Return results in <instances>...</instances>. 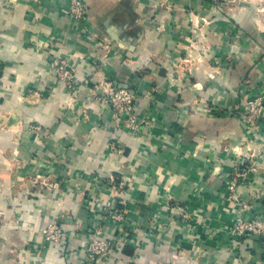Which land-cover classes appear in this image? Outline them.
<instances>
[{
    "label": "crops",
    "instance_id": "1",
    "mask_svg": "<svg viewBox=\"0 0 264 264\" xmlns=\"http://www.w3.org/2000/svg\"><path fill=\"white\" fill-rule=\"evenodd\" d=\"M85 1L94 36L69 0H0V264H87L97 218L116 247L94 264H264V234L230 232L264 219V117H239L264 91V0ZM104 80L137 93V128L101 99ZM235 176L241 200L227 199Z\"/></svg>",
    "mask_w": 264,
    "mask_h": 264
},
{
    "label": "built area",
    "instance_id": "2",
    "mask_svg": "<svg viewBox=\"0 0 264 264\" xmlns=\"http://www.w3.org/2000/svg\"><path fill=\"white\" fill-rule=\"evenodd\" d=\"M73 4H79L77 0H72ZM73 6V5H72ZM76 5L70 12H72L77 18H80L83 14L81 8L78 9ZM79 22V20H77ZM85 29V27H84ZM83 29V30H84ZM87 34V33H86ZM106 46V45H105ZM196 63V62H195ZM192 55L188 54L181 62L183 67H193L195 65ZM51 66L58 74V76L65 81L70 89H74V74L75 69L69 65L67 58H54L51 60ZM191 69V68H190ZM104 89V93L101 95V99L109 104L116 117L122 122H126L128 126L137 128L139 124V118L136 113V104L138 102L137 93L128 86H118L116 83L109 80H104L100 82ZM242 119L245 123L253 125L256 119L260 116H264V103L263 95H256L254 99L249 100L244 110L241 112ZM234 184V183H233ZM111 210L112 217L115 220L123 221L120 209L117 207H109ZM247 219L242 216L239 217L235 225L232 227V233L236 235L238 239L245 237L250 234H255L261 236L264 234V221H259L257 219ZM95 231L89 238L83 241L81 247L86 253V263L94 264L98 258L107 255L116 246L111 247V242L103 237L102 229L100 228V220L97 218L94 224ZM66 230L58 223H53L51 227L46 230V240L52 243L54 246H61L63 239L65 237ZM240 241V240H238ZM115 245V243H114Z\"/></svg>",
    "mask_w": 264,
    "mask_h": 264
},
{
    "label": "rangeland",
    "instance_id": "3",
    "mask_svg": "<svg viewBox=\"0 0 264 264\" xmlns=\"http://www.w3.org/2000/svg\"><path fill=\"white\" fill-rule=\"evenodd\" d=\"M70 1V5H69V16H70V18L72 19V21L75 23V27L77 28V30L80 32V34H82V35H88V36H94L95 35V33H94V31H93V29H92V27L90 26V22H91V20H90V17H89V8H88V4H87V2L85 1V0H77L78 1V3L79 4H73L72 3V0H69ZM73 5V6H72ZM76 5H78L77 7H78V9L79 8H81V10H83V14H82V16L80 17V18H77L72 12H70V9H72L73 7H75ZM76 8V7H75ZM77 20H79V22L77 21ZM84 27H85V29H84ZM84 29V30H83ZM87 33V34H86ZM97 36V35H96ZM96 39H98V37H96ZM105 48L107 49V50H110V46H109V44L108 43H105ZM50 63H51V61H50ZM51 65V64H50ZM52 67V66H51ZM55 71V70H54ZM57 74V73H56ZM57 76H58V74H57ZM59 77V76H58ZM60 78V77H59ZM61 79V78H60ZM257 95H263V103H264V91H261L260 93H258ZM256 97V95H254V96H252L251 98H248L247 100H246V102H245V105H246V103L249 101V100H251V99H254ZM245 105H244V107H245ZM242 112V111H241ZM240 115H241V113H239ZM239 115V117L241 118V120L244 122V120L242 119V117ZM264 116H260V117H258L257 119H256V121H255V123L253 124V125H250V124H248V123H245L246 124V126L248 127V128H250L251 130H253V129H258V127H259V125H260V122H261V119L263 118ZM249 134V133H248ZM250 136H248L247 138H248V140L250 141L252 138H253V135L252 134H249ZM240 146L243 148V146H242V143H239V144H236V145H233V149H235L236 151H237V153H239L240 155H241V158H240V161H239V164L240 165H242V166H248V167H252L253 166V164L250 162V158L252 157V156H247L246 154H245V151L244 150H241V152L239 151V149H240ZM241 172V171H240ZM243 175H245L244 173H239L238 172V178H242V179H245V178H247L246 176H247V174L245 175V176H243ZM238 178L235 176V177H231L230 178V188H229V193H228V195H227V199H234V200H241V194H240V192L238 191V189H237V182H238ZM39 184H41L42 186H45V187H47V186H51V185H53L52 184V181H50V179L48 178H42L40 181H37ZM234 183V184H233ZM54 185H57L56 184V182L54 183ZM119 208V207H118ZM120 209V213H121V215H122V223H123V226H125V213H124V210L123 209H121V208H119ZM111 211V210H110ZM111 214V216H112V213H110ZM242 216H244V217H246L244 214L243 215H241L240 217H242ZM247 218V217H246ZM247 219H252L253 221H256V220H254V219H257V220H261V221H264V219H261V218H258V217H256V216H254V217H252V218H247ZM238 220V219H237ZM237 222V221H236ZM235 222V223H236ZM53 223H58V222H52V223H50L47 227H45L44 229H43V233H44V237H45V239H46V230H48L50 227H51V225L53 224ZM235 223H234V225H235ZM58 224H60V223H58ZM233 225V226H234ZM232 226V227H233ZM125 227H127V226H125ZM232 227H231V230H230V232L232 233ZM233 234V233H232ZM252 235H255V234H252ZM262 236V235H261ZM115 245H114V243H112L111 242V247H114Z\"/></svg>",
    "mask_w": 264,
    "mask_h": 264
}]
</instances>
